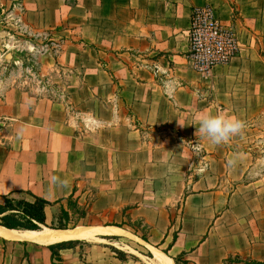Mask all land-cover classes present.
Returning a JSON list of instances; mask_svg holds the SVG:
<instances>
[{"label":"crops","instance_id":"0c3cea01","mask_svg":"<svg viewBox=\"0 0 264 264\" xmlns=\"http://www.w3.org/2000/svg\"><path fill=\"white\" fill-rule=\"evenodd\" d=\"M204 5L238 39L207 74L188 60L190 14ZM0 37L23 56L46 40L37 76L60 93L11 86L0 98L1 202L40 197L46 222L70 198L112 207L150 227L144 245H165L171 260L264 264V191L244 182L251 156L195 135L202 114L246 123L264 110V0H0ZM59 254L61 264H123L101 246L83 260L78 248Z\"/></svg>","mask_w":264,"mask_h":264},{"label":"rangeland","instance_id":"374dc122","mask_svg":"<svg viewBox=\"0 0 264 264\" xmlns=\"http://www.w3.org/2000/svg\"><path fill=\"white\" fill-rule=\"evenodd\" d=\"M2 26H5V24ZM10 33L13 34L14 38H22L15 34V30H10ZM14 44L16 43H8V41H5V38L0 37V98L11 86L27 90L38 97L52 99L54 96L55 98H60V93H55V89L49 87L46 79L37 76L38 70L34 56L50 48V45H47V41L43 40L42 43H40L42 46L37 48L38 50H24L23 53L25 56L20 52H15L16 46L14 47ZM7 51H10L9 53L14 51L19 58L22 56L24 58L23 61L16 64H13L11 61H6L4 56ZM74 74L76 73L74 72ZM226 145L232 152H246L251 156L252 165L244 182L253 183V187L264 191V110L260 111L253 119L246 122L242 134L233 136ZM25 198L29 200L26 196H18L15 199ZM91 201L92 200H88V204H90ZM0 203L2 202L0 201ZM52 206L54 207L52 204L47 210L48 219L46 223L48 228H50L51 225L52 228L53 226H58L57 219L60 208L62 207L57 206L54 212ZM65 209L68 210V218L66 221H63L62 224L66 225L67 229L74 227L76 229L117 227L125 232L121 236L104 237V241L102 242L80 241L79 243H74L72 249L68 250L80 249L81 260H83L82 253L85 248L90 246H101L116 259L117 257H124L125 261H121L118 258L123 264H149L152 254L148 247L144 245L146 242L141 238L147 239L151 231L150 227L143 225L139 221L123 220L122 216H119L112 207H107L104 211L96 209L90 210V205L80 206L76 203V200H71L69 203L66 201ZM149 246L161 252L165 251L164 249L166 247L165 245ZM44 251H48L44 246L31 243L21 244L19 242L0 239V264H42ZM180 261L182 262L183 260L181 259Z\"/></svg>","mask_w":264,"mask_h":264},{"label":"built area","instance_id":"2783aa9c","mask_svg":"<svg viewBox=\"0 0 264 264\" xmlns=\"http://www.w3.org/2000/svg\"><path fill=\"white\" fill-rule=\"evenodd\" d=\"M187 36L188 60L191 68L201 74H207L217 66L227 65L238 51L234 29L220 21L211 5L192 9ZM155 72H159L158 69Z\"/></svg>","mask_w":264,"mask_h":264},{"label":"trees","instance_id":"16d2710c","mask_svg":"<svg viewBox=\"0 0 264 264\" xmlns=\"http://www.w3.org/2000/svg\"><path fill=\"white\" fill-rule=\"evenodd\" d=\"M29 200L26 199H15L11 196H5L2 198V203H0V227L8 230H19V231H38L42 227L48 228L46 223L45 209L50 206V203L46 200L28 194ZM72 199H68L67 202ZM69 209V207H68ZM68 218V210L61 207L58 216V226L52 225L51 230H71L67 229V226L62 224ZM143 241L147 242L146 238H141ZM175 240V237H173ZM80 241H65L57 243L54 245L46 246V249L50 252L51 264H61L62 260L59 252L62 250L72 249L74 243H79ZM21 244H26V242H19ZM167 256V250L162 251ZM117 253V252H116ZM183 254L172 258L174 264H187L183 259ZM125 261L124 257H117V259ZM170 258V257H169ZM183 260L182 262L180 260ZM232 262H240L238 259L227 260L223 264H229Z\"/></svg>","mask_w":264,"mask_h":264},{"label":"bare ground","instance_id":"6f19581e","mask_svg":"<svg viewBox=\"0 0 264 264\" xmlns=\"http://www.w3.org/2000/svg\"><path fill=\"white\" fill-rule=\"evenodd\" d=\"M124 232L117 227L79 228L75 230H51L42 227L38 231L8 230L0 227V238L14 242H26L39 246H49L65 241H104V237L123 235ZM152 258L149 264H173L164 253L150 249Z\"/></svg>","mask_w":264,"mask_h":264},{"label":"clouds","instance_id":"9594fccd","mask_svg":"<svg viewBox=\"0 0 264 264\" xmlns=\"http://www.w3.org/2000/svg\"><path fill=\"white\" fill-rule=\"evenodd\" d=\"M245 128V122L236 116H226L223 113L216 115L207 114L201 115L199 118V127L195 135L209 140L214 145H221L227 143L233 136L242 134ZM235 162L229 160L228 164L231 166ZM53 183L57 182V178H52ZM66 186L65 181H60Z\"/></svg>","mask_w":264,"mask_h":264},{"label":"water","instance_id":"95a60500","mask_svg":"<svg viewBox=\"0 0 264 264\" xmlns=\"http://www.w3.org/2000/svg\"><path fill=\"white\" fill-rule=\"evenodd\" d=\"M4 59H5L6 61H10V60L12 59V53H7V54H5Z\"/></svg>","mask_w":264,"mask_h":264}]
</instances>
